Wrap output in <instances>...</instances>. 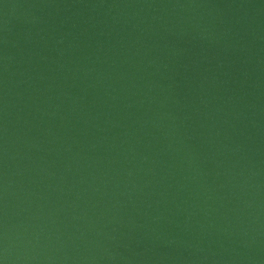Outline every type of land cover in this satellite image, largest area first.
Returning <instances> with one entry per match:
<instances>
[{
    "label": "water",
    "instance_id": "water-1",
    "mask_svg": "<svg viewBox=\"0 0 264 264\" xmlns=\"http://www.w3.org/2000/svg\"><path fill=\"white\" fill-rule=\"evenodd\" d=\"M0 264H264V0H0Z\"/></svg>",
    "mask_w": 264,
    "mask_h": 264
}]
</instances>
